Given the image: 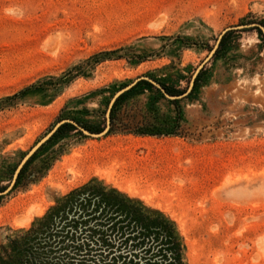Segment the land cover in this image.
<instances>
[{
	"label": "rangeland",
	"instance_id": "obj_1",
	"mask_svg": "<svg viewBox=\"0 0 264 264\" xmlns=\"http://www.w3.org/2000/svg\"><path fill=\"white\" fill-rule=\"evenodd\" d=\"M251 23L264 0H0V191L57 123L101 132L137 78L179 95L194 77L180 100L143 86L111 112L117 97L105 135L69 127L17 182L25 162L0 244L93 181L169 220L183 264H264V38L221 36Z\"/></svg>",
	"mask_w": 264,
	"mask_h": 264
},
{
	"label": "trees",
	"instance_id": "obj_2",
	"mask_svg": "<svg viewBox=\"0 0 264 264\" xmlns=\"http://www.w3.org/2000/svg\"><path fill=\"white\" fill-rule=\"evenodd\" d=\"M143 86L154 87L137 82L116 99L111 112ZM69 127L76 129L63 123L55 130L23 165L17 182L40 152ZM180 247L169 220L92 181L64 196L30 228L6 236L0 244V264H183Z\"/></svg>",
	"mask_w": 264,
	"mask_h": 264
},
{
	"label": "water",
	"instance_id": "obj_3",
	"mask_svg": "<svg viewBox=\"0 0 264 264\" xmlns=\"http://www.w3.org/2000/svg\"><path fill=\"white\" fill-rule=\"evenodd\" d=\"M259 28V30L262 32V35H263V38H264V27L261 26L260 24L258 23H251V24H245V25H241V26H232V27H228L226 28L221 36L226 33L227 31H230V30H240V29H245V28ZM212 54V53H211ZM210 54V56H211ZM208 59V58H207ZM201 68V66L199 67V69ZM198 69V70H199ZM198 70L196 71V73L198 72ZM195 73V75H196ZM194 75V76H195ZM194 78V77H193ZM193 78H192V81L189 85V87L187 88V90L185 92H183L182 94H179V95H170L166 92V90L159 84L157 83L156 81H154L153 79L151 78H148V77H139L137 78L134 82H132L130 85L124 87L123 89L119 90L113 97V99L111 100L110 102V105H109V108H108V111H107V115H106V126L105 128L101 131V132H98V133H92V132H89L88 130L84 129L81 125L77 124L76 122L72 121V120H63L59 123H57L54 128L46 135L44 136L40 141H38L30 150L29 152L25 155V157L23 158V160L21 161V163L19 164L18 168L16 169L15 173H14V176H13V180L11 182V184L4 190L0 191V196H4L6 195L7 193H9V191H11L12 189V186L14 184V181H15V178L17 177V174L19 172V170L21 169L22 165L52 136V134L55 132V130L63 123H70L72 124L75 128H77L79 131H81L84 135L86 136H90V137H100V136H103L107 133L108 129H109V111H110V108L112 106V104L114 103L115 99L117 97H119L121 94H123L124 92L128 91L129 89H131L137 82L139 81H147L149 82L150 84H152L154 87H156L157 89L160 90V92L163 94V96L166 98V99H169V100H180V99H183L184 97H186L190 90H191V86L193 85Z\"/></svg>",
	"mask_w": 264,
	"mask_h": 264
},
{
	"label": "bare ground",
	"instance_id": "obj_4",
	"mask_svg": "<svg viewBox=\"0 0 264 264\" xmlns=\"http://www.w3.org/2000/svg\"><path fill=\"white\" fill-rule=\"evenodd\" d=\"M239 73V72H238ZM232 82V81H231ZM260 83V82H259ZM255 86V85H254ZM255 89V88H254ZM246 88L245 86H241L240 88H235L233 89V96L238 99L239 98V94L241 93V91H245ZM249 92V91H248ZM252 97L253 100L261 105L264 106V83L259 84L256 89L252 92ZM241 101V100H240ZM42 211L39 212V214H41ZM19 222V221H18ZM21 223V222H20ZM23 223V222H22ZM20 224V226L24 227L26 223ZM18 224V223H17ZM19 225V224H18Z\"/></svg>",
	"mask_w": 264,
	"mask_h": 264
}]
</instances>
